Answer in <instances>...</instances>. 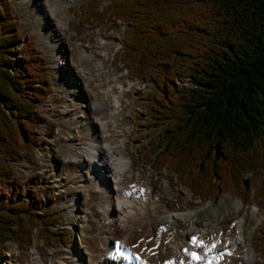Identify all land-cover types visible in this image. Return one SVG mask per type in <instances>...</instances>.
<instances>
[{"label":"trees","instance_id":"1","mask_svg":"<svg viewBox=\"0 0 264 264\" xmlns=\"http://www.w3.org/2000/svg\"><path fill=\"white\" fill-rule=\"evenodd\" d=\"M13 10L0 0L2 187L13 183L10 162L39 143L37 108L53 78L31 42L16 63L22 37ZM81 10L79 36L93 25L127 27L118 59L150 83L146 129L161 145L144 157L153 171L175 176L202 202L226 193L250 205L248 182L264 175V0H88ZM20 187L0 191V246H22L32 228L48 246L64 245L66 234L53 231L59 217L25 201ZM262 196L264 187L255 201ZM254 242L264 258V224Z\"/></svg>","mask_w":264,"mask_h":264},{"label":"rangeland","instance_id":"2","mask_svg":"<svg viewBox=\"0 0 264 264\" xmlns=\"http://www.w3.org/2000/svg\"><path fill=\"white\" fill-rule=\"evenodd\" d=\"M10 1L14 8V16L20 24L19 29L24 43L31 42L33 46L43 53V58L48 61L50 68L48 72L53 75L54 79V83L52 82L51 85V92L53 87L55 88L62 81L64 73L70 70H76V67H72V69L68 70L67 64H69L71 58L75 59V65L80 72L83 71L84 73H88L94 76L97 81H101L100 87L95 86L94 83L91 84L95 89L106 87L107 84L113 85L115 80L119 79V75L124 73V75H122L124 78L126 76L125 73H128L127 70L122 71L121 65L114 61L116 53H118L123 46L122 38L124 37L125 29H127L126 25L114 29L105 25L84 27V35L82 36H77V34H75L76 32L70 31V27H75L77 24V16L82 12L79 8L88 0H63L64 2L60 3L54 15L46 16L47 19L42 13L45 11L42 0ZM75 9H78V11L76 10V12ZM53 31L65 33L61 42L58 41V43L52 36ZM85 49L94 52L97 51L95 53L96 59L101 58L103 62L112 64L114 72L110 73L107 69L103 70V67L98 65L96 59H89V57L92 56L87 55V52L84 53ZM109 49L110 51L108 53ZM63 55L65 56L62 57ZM61 57L64 58V60ZM66 57L67 59H65ZM66 62L67 67L62 66L63 64L61 63L65 64ZM128 76L133 77L132 75ZM122 77L120 78V84L125 86V84L127 85L129 83V78L126 76L128 78L126 80L122 79ZM84 80H86V78ZM132 81L134 80H131V82ZM82 83L84 84L83 81ZM177 84L188 86L189 81L178 79ZM134 85L136 88H132L127 95L123 94L122 96L123 102H120V106H122L119 110L123 108V112H117L113 117V122L119 124L122 134H124V140L120 141L119 139L117 142L119 149H122L121 154L123 151L124 157L131 158L133 160L131 161L133 162L132 165L140 170V174L137 176L138 179L140 178L139 180L152 182L153 185H157L160 190L163 191L161 193L167 198L172 200L175 199L176 202L178 201V203L181 204L187 202V197L193 200V210L185 211L182 214L181 212L173 215L165 214L155 222L153 230H158L165 223L167 224V222L171 221L172 216H175L177 220L189 225L187 230H184V233L190 232L191 236H193L197 233H204V228L206 227L208 229V234H213L224 224L228 225V223L239 214L240 216L245 215L246 221L245 224H243L245 236L244 246L246 247L245 257L247 261L245 263L255 264V262L259 261L264 264V259L260 255L261 253L254 249L256 230L258 231L260 229V224L264 220V196L255 201L254 195L264 187V175L255 176L254 180L248 182L251 199L250 205H245L241 203L240 200L226 193L219 195L217 199L208 198L207 201L202 202L196 198L190 190L184 187L182 188L175 176L168 175L165 171L160 174L154 172L152 169V162H147L144 158L145 156H155L156 151L161 147L159 141H157V135L150 134L153 130L150 131L146 129V101L144 100L145 97H142L144 94L148 93L147 89L150 87V83L143 82L141 79H136ZM78 87L79 90H83L81 83ZM66 91L72 95L74 104L80 102L81 105H85V107L88 106L90 98L86 93H84L86 97L82 99V97H74L75 90L66 89ZM89 93L91 94L90 91ZM105 98H107V101L104 102V113L106 114L110 99H108L109 96L107 95H105ZM83 100L84 103H81ZM116 105L119 106V103ZM85 107L83 109H85ZM85 110L86 112H80L82 115L78 114L72 117L71 122H65L62 127H60V131L66 132L65 136H67V138L76 136L77 131L83 123V118H81V116L85 114L89 116V109L86 107ZM108 116L110 117V115L102 116L99 122H107ZM96 117L98 118V115ZM101 130H103V128ZM57 132H59V130H57L56 133ZM142 134L144 135L141 138L140 136ZM88 136L89 139L94 138L96 140L99 134L93 131L88 134ZM97 140L99 139L97 138ZM55 141L57 140L53 139V137L48 138L46 139V143L35 148L32 156H28L30 153L24 154L27 155V158L15 162L13 166L15 171L14 177L16 178L15 182H19L22 186L20 190L23 192L25 201L35 202V200H37L36 206L38 208L46 210L49 215L52 214L53 217H59L58 224L53 228V231L56 233L63 231L68 240L64 245L52 244L48 246L45 243V239L39 236L38 233L40 230L32 228V231L26 237V242L22 244V246L11 241L5 246H0V250L3 251L4 254L3 259L0 260V264H90L91 260H89L88 253H86L83 246H85L86 242L93 244L95 239L87 238L86 240V237H95L90 233L93 231L95 232L101 214L104 213L111 217V212H117V210H114V206H107V201L100 204L94 201V191L99 187H95V185L92 186V183H88L85 186L80 185L78 183L80 182V178L76 176L77 172L74 166L69 165L65 170L67 178L71 181L69 185L64 184V182L52 183V180H48L41 174L39 170L41 166L38 168L39 165L49 164L52 166L59 162L66 161L67 159L71 161L76 155V151L66 153L62 148L57 149L54 147ZM103 152V155L106 156L107 152ZM82 155L83 159L86 158L84 161L91 160V151L84 154L82 153ZM110 161L111 160H109V163ZM111 165L113 164L110 163V168ZM120 173H122V175L124 174L123 172ZM128 174H130V172H128ZM130 176L132 175H123V177H126L125 180H131ZM40 177L47 179L46 182L42 181ZM12 187H14L13 184L7 188L10 190ZM91 200H93V202L90 204ZM88 204L91 206V210ZM117 218L119 219V216ZM130 220H132L131 217L126 221L124 220L126 226ZM87 234H90V236ZM198 237L199 236L196 238ZM107 239L106 243L109 242L107 243V249H113L114 238ZM177 239L179 240L180 237ZM180 242L181 251L182 248L187 249L191 246L190 236L180 239ZM174 249H177L175 255H180V250L177 248L176 242L171 247L170 252L172 253ZM81 250L83 254H81ZM77 255L81 256L79 260L76 259Z\"/></svg>","mask_w":264,"mask_h":264},{"label":"bare ground","instance_id":"3","mask_svg":"<svg viewBox=\"0 0 264 264\" xmlns=\"http://www.w3.org/2000/svg\"><path fill=\"white\" fill-rule=\"evenodd\" d=\"M62 2L64 1L42 0L45 9L42 12L44 17L47 19L48 16L54 15L55 10ZM64 34L58 31L52 32V36L57 42L62 41ZM86 52L87 55L95 56L97 51L85 49L84 53ZM62 59L64 60V58ZM98 60L101 61V58ZM61 64L66 67L68 65V70L76 67L75 71L72 70L76 76L75 81L72 80L73 84H77L79 81L82 83L85 78L86 81L90 79L89 75H85L77 69L75 59L71 58L69 64L67 62ZM72 71L70 70L68 73ZM134 87V81H132L127 84V90H120V86L106 89L91 88L89 90L91 95L94 96V101L92 103L88 102V106L91 107L90 115L92 114L94 119L84 115L82 121L84 124H89V130L86 131V129L85 134L87 132L90 134L98 129L97 132L101 135L100 141H96L97 138L96 140L92 138L90 142L91 146L94 147V158L100 156L98 162H102V172L107 174V179L98 184L103 186L94 191V201L99 204L107 201L108 207L114 206V210H117L116 213L111 212V217L104 213L101 214L95 232L90 233L95 237H86V240L87 238L95 239L93 244L86 242L83 246L86 253H88L89 260H91L90 264H246V247L244 246L245 237L243 233V224L246 221L245 215L240 216L239 214L228 225L222 224L223 226L213 234H208L206 227L204 233H197L193 236L190 232V234L184 233L189 225L177 220L175 216H172L171 221L165 223L158 230H153L155 222L165 214L173 215L178 212L182 214L185 211L193 210V200L187 197V202L181 204L167 198L161 193L162 191L157 185L138 179L137 176H139L140 170L132 165L131 159H122L121 150L116 142L118 139L123 140V134L117 131L119 124L113 122V117L121 108L120 102H123V94L127 95ZM84 90L87 91L88 89L85 88ZM115 92H117V97L114 100L111 98V94ZM105 95L109 96L108 99H110L106 111V116L110 115V117L108 116L107 122H99L96 114L101 111L104 112V102L107 101ZM117 103H119V106L116 105ZM108 126L109 130H107ZM102 128L103 130H101ZM111 145L116 156H118V161L115 166L109 168L108 158L102 155L104 154L103 151H106L104 148H108L110 151L109 146ZM92 163L93 161L90 162V164ZM82 167L85 169L86 166L82 165ZM90 169V167H87L86 171H90ZM120 172L127 174V176L131 174V180H125L126 177H123L124 174L122 175ZM92 202L93 200L90 201V204ZM130 217L132 220L126 226L125 221ZM90 234L87 235L90 236ZM187 236H190L191 246L187 249L182 248L181 251L180 239ZM197 236L199 237L196 238ZM112 237L114 238V247L108 250L107 243L109 242L106 243V241L107 238ZM178 237H180L179 240ZM117 242H119V245H117ZM175 242L180 250V255H175L177 249H174L172 253L170 252ZM77 256L76 259L79 260L81 256ZM255 264L263 263L257 261Z\"/></svg>","mask_w":264,"mask_h":264},{"label":"snow or ice","instance_id":"4","mask_svg":"<svg viewBox=\"0 0 264 264\" xmlns=\"http://www.w3.org/2000/svg\"><path fill=\"white\" fill-rule=\"evenodd\" d=\"M117 245H119V242H117Z\"/></svg>","mask_w":264,"mask_h":264}]
</instances>
